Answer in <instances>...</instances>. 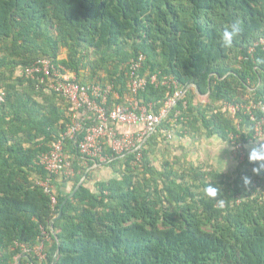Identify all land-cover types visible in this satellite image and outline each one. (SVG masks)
Returning <instances> with one entry per match:
<instances>
[{"label": "trees", "instance_id": "obj_1", "mask_svg": "<svg viewBox=\"0 0 264 264\" xmlns=\"http://www.w3.org/2000/svg\"><path fill=\"white\" fill-rule=\"evenodd\" d=\"M233 21L243 33L225 50L218 40ZM140 55L141 75L159 76L140 94L143 102L159 114L177 80L188 108L175 117L180 101L139 142L141 160L137 151L107 149L101 165L116 176L95 183L96 191L82 184L70 197L87 171L91 179L94 161L69 141L74 175L50 174L41 164L71 121L70 102L22 71L52 58L83 83H114L122 101ZM261 60L264 0H0V264H264V170L252 171L260 166L249 161L253 146L236 157L235 171L222 172L190 156L183 164L172 159L178 144L168 138L171 130L172 139L189 136L197 150L206 136L230 147L231 134L253 140L251 116L226 105L264 102ZM60 177L73 181L69 192ZM45 180L57 189L46 192Z\"/></svg>", "mask_w": 264, "mask_h": 264}, {"label": "built area", "instance_id": "obj_2", "mask_svg": "<svg viewBox=\"0 0 264 264\" xmlns=\"http://www.w3.org/2000/svg\"><path fill=\"white\" fill-rule=\"evenodd\" d=\"M144 58V55H140L137 61L132 60L128 80L130 94L122 101H119L121 95L115 90L114 83L105 85L95 81L83 83L74 71L60 62H54L52 58H39L24 68L22 71L24 75L36 80L39 85L44 84L47 88L62 94L70 102L71 121L60 137L52 143L51 150L43 153L41 157V164L50 174L73 175L72 162L66 154V145L69 141L75 142L83 159L94 161L91 168L109 160V149L114 156H123L127 152L137 151L136 159L141 160L140 146L168 116L169 108L172 110L180 101H183V108L178 109L175 117L182 112L181 109L188 108V101L184 97L185 91L179 87L177 80H173L175 91L169 95L159 114L153 112L152 102H143L145 100L140 97V94L148 90L149 84L159 85L158 74H152L150 78L141 75L140 69ZM163 83L166 84V81ZM2 96L0 95V101ZM226 106L231 114L250 115L255 122L253 140L250 139L249 142L244 143L239 134L230 135L231 147L237 159L239 155V159L243 160L251 146L259 148L261 145V139L264 136V102H235ZM257 112L261 113L260 118L256 115ZM172 121L174 122L175 119ZM120 125L128 126L133 130H122ZM173 132V130L168 132V138H172ZM42 186L48 193L51 192L49 180L43 181ZM262 197L264 198V191ZM52 201L57 202L55 196ZM42 252L43 246L38 251L40 258L44 257Z\"/></svg>", "mask_w": 264, "mask_h": 264}, {"label": "crops", "instance_id": "obj_3", "mask_svg": "<svg viewBox=\"0 0 264 264\" xmlns=\"http://www.w3.org/2000/svg\"><path fill=\"white\" fill-rule=\"evenodd\" d=\"M197 98V97H196ZM120 128L122 130H127V129H131L133 130L132 128L128 127V126H123V125H120ZM264 138V137H263ZM173 143H177L178 144V140L179 139H172L170 138ZM215 139V142H213ZM211 140V141H210ZM179 141H182L181 144L179 145H183V140H179ZM203 141H206L207 142H213L212 145H214V143H217V142H221V147L217 146V147H213L212 149L210 148L211 146H206L205 143L203 144V148L206 150H208L210 152V155L211 156L209 158V161L213 162L216 164V158L218 157V161H220V164H225V166L221 167V166H218L219 168H223V169H226L227 171H232V170H236L237 167L234 166V163H236V165H238V162H236V154L235 153H232L233 149L230 148V146L226 143V142H223L222 140H220L219 138H209V137H204ZM202 148L198 151L201 152ZM217 156V157H215ZM220 158H225L224 161L221 160ZM218 163V162H217ZM217 165V164H216ZM220 168V169H221ZM87 173L89 174V172L87 171ZM87 173L84 174V176L88 175ZM91 174V180H90V185L88 186L92 191H96V187H95V183H97L98 181L102 180V179H110L112 177H115L116 176V173L114 172V169L112 167H109V166H102V165H97L96 167L93 168L92 172L90 173ZM83 176V177H84ZM63 177V176H62ZM82 177V179H83ZM81 179V180H82ZM57 182L60 184V188H61V191L63 192H67V186L68 184L71 182V181H63V179L60 177L57 179ZM84 184V183H83ZM54 189L56 190L57 187L54 186ZM75 190V189H74ZM73 190V191H74ZM72 191V193H73ZM71 193V194H72ZM61 217V216H60ZM59 215L54 218V219H58L60 218ZM53 219V220H54Z\"/></svg>", "mask_w": 264, "mask_h": 264}, {"label": "rangeland", "instance_id": "obj_4", "mask_svg": "<svg viewBox=\"0 0 264 264\" xmlns=\"http://www.w3.org/2000/svg\"><path fill=\"white\" fill-rule=\"evenodd\" d=\"M67 56V52H66V50L65 49H63L62 51H61V55H60V57L59 58H65ZM145 57V56H144ZM72 71H74V70H72ZM75 73H76V71H74ZM77 74V73H76ZM77 76H78V74H77ZM79 78V77H78ZM2 99H3V96H2ZM206 101H207V99H206V96H198L197 98H195V102L196 103H200V102H203V103H206ZM170 110H171V108H169V112H170ZM264 137V136H263ZM216 138V137H215ZM217 139V138H216ZM183 140V146L185 145L190 151H188L187 153H186V151H187V149H183V147L181 146V145H179V144H181V142L178 140V148H174L173 149V153L171 154V158L172 159H174V156L175 155H177V156H179L180 157V162H181V164H183L184 163V160H186V156H190V159H192L193 161H194V163L197 165L198 163H200V162H207V164H208V166L210 167L209 169H215V170H218V171H222V172H224V171H226L227 172V170L226 169H223V168H221V167H223V166H225V164H220V161H218V157L217 156H215V157H217L216 158V164L215 163H213V162H211V161H209V158L211 157V156H209L210 155V152L206 149H204L203 148V144L205 143V145L206 146H211L210 148L212 149L213 147H217V146H219V147H221V142H217V143H214V145H212V143L213 142H215V139H214V141L213 142H207L206 143V141H203L201 144H200V146H202V150H201V152L200 151H198L197 149H194V147L193 148H191V146H192V144H193V140L188 136V137H186V138H184V139H182ZM211 141V140H210ZM260 141H258V143H259ZM262 143H264V138H262L261 139V144ZM217 145V146H216ZM180 146V147H179ZM205 147V146H204ZM230 148H232V147H230ZM197 150V151H196ZM232 153H235V151H234V149H233V151H232ZM151 156H153V154H151ZM212 158V157H211ZM221 160H223L224 161V159L225 158H220ZM218 162V163H217ZM236 162H238V161H236ZM240 162V161H239ZM239 165V164H238ZM238 165H236V163H234V166H238ZM218 166H221L220 168L218 167ZM176 167L178 168V166L176 165ZM74 169V168H73ZM91 169H93V168H91ZM234 170H232V172H233ZM74 173H75V170H74ZM74 173H73V175H74ZM60 174H62V173H60ZM88 174V173H87ZM89 175V174H88ZM88 175H86V176H84L83 177V183L84 184H86V185H90V180L91 179H88ZM72 176V175H71ZM88 179V180H87ZM72 186H73V181H71L69 184H68V186H67V192H69L70 190H71V188H72ZM51 188H52V192L53 191H55V189H54V186L51 184V186H50ZM47 192V191H46ZM55 204V203H54ZM56 220V219H55ZM51 223H54V221L52 220V222Z\"/></svg>", "mask_w": 264, "mask_h": 264}, {"label": "clouds", "instance_id": "obj_5", "mask_svg": "<svg viewBox=\"0 0 264 264\" xmlns=\"http://www.w3.org/2000/svg\"><path fill=\"white\" fill-rule=\"evenodd\" d=\"M243 33V25L240 21H233L230 23L227 27L223 29L222 35L220 36L218 40L219 47L222 49L228 50L233 47L237 39L242 35ZM258 62H264V60L258 61ZM249 161L250 162H264V143L260 145L259 148H253L249 153ZM264 170V163H260L259 167L253 168V173L260 174L261 171ZM250 182L249 177L244 178V183L248 184ZM257 182V181H256ZM255 182V183H256ZM208 194L212 197L216 196L217 189L209 185L208 188ZM264 189L259 194V200L262 201L264 198L262 197ZM218 205L222 208L224 206V200H218Z\"/></svg>", "mask_w": 264, "mask_h": 264}, {"label": "water", "instance_id": "obj_6", "mask_svg": "<svg viewBox=\"0 0 264 264\" xmlns=\"http://www.w3.org/2000/svg\"><path fill=\"white\" fill-rule=\"evenodd\" d=\"M83 184V179L80 181V183L77 185L76 189L73 191V193L70 195V197H72L75 192L78 190V188ZM62 215V213H60L59 217ZM55 221V219L53 220Z\"/></svg>", "mask_w": 264, "mask_h": 264}]
</instances>
